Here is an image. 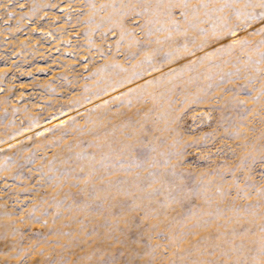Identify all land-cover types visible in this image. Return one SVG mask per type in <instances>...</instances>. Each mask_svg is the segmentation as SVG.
Masks as SVG:
<instances>
[{
  "label": "rangeland",
  "instance_id": "374dc122",
  "mask_svg": "<svg viewBox=\"0 0 264 264\" xmlns=\"http://www.w3.org/2000/svg\"><path fill=\"white\" fill-rule=\"evenodd\" d=\"M0 264H264V0H0Z\"/></svg>",
  "mask_w": 264,
  "mask_h": 264
}]
</instances>
